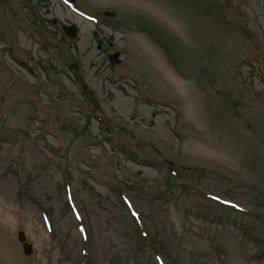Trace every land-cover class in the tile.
Returning <instances> with one entry per match:
<instances>
[{
  "label": "rangeland",
  "instance_id": "rangeland-1",
  "mask_svg": "<svg viewBox=\"0 0 264 264\" xmlns=\"http://www.w3.org/2000/svg\"><path fill=\"white\" fill-rule=\"evenodd\" d=\"M73 2L0 0V264H264V0Z\"/></svg>",
  "mask_w": 264,
  "mask_h": 264
},
{
  "label": "water",
  "instance_id": "water-1",
  "mask_svg": "<svg viewBox=\"0 0 264 264\" xmlns=\"http://www.w3.org/2000/svg\"><path fill=\"white\" fill-rule=\"evenodd\" d=\"M104 14L110 16L113 15V12L111 11H104ZM62 30L64 31V33L69 36L70 38H74L76 36V30L77 27L75 24H62L61 25ZM17 238L18 240L21 242L22 245V250L24 252V254L28 255L31 252L32 246L31 244H29L26 239H25V234L22 230H19L17 233Z\"/></svg>",
  "mask_w": 264,
  "mask_h": 264
}]
</instances>
